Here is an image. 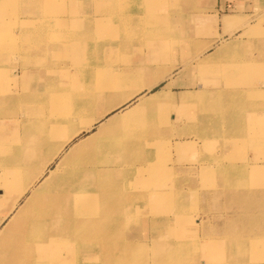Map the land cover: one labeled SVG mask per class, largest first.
I'll use <instances>...</instances> for the list:
<instances>
[{"label": "rangeland", "instance_id": "374dc122", "mask_svg": "<svg viewBox=\"0 0 264 264\" xmlns=\"http://www.w3.org/2000/svg\"><path fill=\"white\" fill-rule=\"evenodd\" d=\"M223 14L210 21L199 0H0V124L11 131L0 150L16 142L21 151H9L26 152V124L38 155L64 144L49 168L58 164L75 180L69 214L46 215L66 220L62 232L30 236L28 264H264V92L256 90H264V68L245 78L226 74L228 54L196 65L202 26H216ZM248 20L224 38L238 43L239 59L258 63L264 24L257 18L248 31L255 17ZM148 70L166 73L153 91L174 77L166 102L125 114L132 99L98 118ZM246 89L256 90L253 100H240ZM73 91L94 94L87 110L94 118L64 143L79 126L65 114ZM185 94L194 95L184 101ZM84 138L72 157L69 148ZM15 170L28 182L27 169Z\"/></svg>", "mask_w": 264, "mask_h": 264}, {"label": "bare ground", "instance_id": "6f19581e", "mask_svg": "<svg viewBox=\"0 0 264 264\" xmlns=\"http://www.w3.org/2000/svg\"><path fill=\"white\" fill-rule=\"evenodd\" d=\"M102 11H106V7L101 8ZM129 19V18H128ZM104 21H101V23ZM120 36H122L120 34ZM92 37L91 34H87L86 38ZM123 37V36H122ZM91 38H89L90 40ZM81 67V66H80ZM63 68V67H62ZM139 76H143L142 73ZM27 77H30L29 75ZM264 84V83H263ZM139 88V87H138ZM136 88L135 90H137ZM72 96V102L68 103L65 114L70 116L76 123L79 125L77 129H73L70 132L64 133V143L69 142L78 132L87 129L90 125V121L87 122L88 118H92L93 115L90 111L92 109L91 97L94 94L89 95L87 92H76ZM235 92V91H234ZM237 92V91H236ZM264 92V91H263ZM245 93V95L240 100H244L249 97V100H253L250 94ZM239 94H241L239 92ZM155 96V95H153ZM132 97V93L128 95H123L122 98L113 102L107 107L97 117H103L108 110L113 107H118L125 104L127 99ZM225 100L232 102V107L236 105V101L232 100L229 95L223 94ZM149 101L148 99L141 100L137 105L138 107L144 105ZM151 101V100H150ZM231 102L228 104V107L231 106ZM239 103V102H238ZM253 103V102H252ZM241 104V103H239ZM250 104V101H249ZM253 105V104H252ZM137 107V106H136ZM257 107V106H256ZM262 106H260L261 108ZM251 108V106H250ZM253 108V107H252ZM259 108V107H258ZM256 109V108H254ZM134 111V110H133ZM94 118V117H93ZM28 120L25 121V123ZM94 122V121H93ZM63 123L61 121L59 124ZM68 125L67 123H65ZM255 130L251 129V133H254ZM24 140L29 147H25L23 154L12 153L11 149H16L21 151L16 144L11 147H4L5 150H0V168L7 169L1 174L3 177L0 180V184L3 187H0V264H28L31 262V258L26 257L25 251L27 249V242L30 241V236L33 235H47L54 236L62 232L61 221L66 222L65 219H46V215L51 214L53 211L60 214H69V211L73 207V201L71 195H73L75 180L70 176L60 171V165L55 164L53 168H49V165L52 163L53 159L56 157V152L60 147H63L62 144L58 146V149L52 154H39L41 146H36L38 139L31 140L29 135L31 133V128L24 124L23 127ZM11 134V131L8 130L7 126L0 124V138H7ZM87 136L86 138H88ZM81 140L79 143H74L69 149L72 157L75 158L77 152L76 148L82 149L89 140ZM81 139V138H80ZM255 143L258 142L257 138L251 139ZM75 142V141H74ZM77 152V153H76ZM43 157L40 162L39 167L30 168L33 166L35 161ZM76 161L81 162V169L83 166L82 156H77ZM22 166L23 169H27L29 177L27 178L28 182L20 183L22 172L15 170ZM48 170V173L44 171ZM20 174V175H18ZM44 175V176H43ZM40 184L35 192L30 194L28 197H24V202L19 204V200L24 196L28 187L33 184L34 181H37L39 178ZM15 211V212H14ZM14 212V213H13ZM25 212V214H23ZM49 213V214H48ZM23 216L22 221H15V218ZM7 219L5 223L4 220ZM45 217V219H43ZM72 223V222H71ZM72 226V224L70 225ZM73 228V227H69ZM40 233V234H36ZM58 245V241H56ZM18 251H23L22 254H18Z\"/></svg>", "mask_w": 264, "mask_h": 264}, {"label": "crops", "instance_id": "0c3cea01", "mask_svg": "<svg viewBox=\"0 0 264 264\" xmlns=\"http://www.w3.org/2000/svg\"><path fill=\"white\" fill-rule=\"evenodd\" d=\"M199 1H200L201 9L203 11H205V13L207 14V17L210 18L209 19L210 21H213L214 18H212L211 16H214L215 13H219L221 11H227L228 14H223L220 17L219 22L216 23V26L212 25L211 27L210 26L205 27L207 29V31L209 29H211V31L213 33L211 38L205 37V30H206L204 28L205 25L202 26L203 28L201 31V38L198 42V45L201 47L200 48L201 58H199V60H197V61H199V63L196 65L197 66L201 65L202 67H205V65H209L212 62H214L215 60H218L219 57L226 56L228 54V56L225 58L226 61H231L233 63H232V66H230V69H228L227 67L225 69H223V71L226 74L233 73L234 75H236V77H240V78H242V77L245 78L247 76H250V74H252L253 76L254 75L257 76L256 74H254V72L258 73L259 71H261L262 68H264V58H261L260 60H262V61H260L258 63H251V62H249L250 61L249 59H246V60L239 59L236 55L237 54L236 51L239 47L238 43L230 42V40H226L227 38H224V37H226L229 34L226 32H228L232 28H234L233 31H235L237 28L246 25L248 23V21L250 20V19L248 20V17H251V16L255 17V22L254 21L249 22L248 31L251 30L250 26L252 27V25L256 24L257 18H260V20H259L260 24H264V0H199ZM205 8H207V9H205ZM246 18H247V20H246ZM156 50L157 49L154 48L152 50V52L155 53ZM257 59L258 58L256 57V60ZM168 76H170L169 81L167 80L169 83L165 84L163 86V88L153 91L152 89L157 85V83L161 79L166 77V73H164V72H150L148 70L147 73L143 74L142 82H139L135 86L133 85V86H130L129 88L124 89L122 91L124 93V95H128V94L132 93V97L130 99H127L126 101H128V102H126V103L129 104V102L132 101V99H135L133 104L130 105V107L125 111V114L126 113L131 114V113L137 112L138 110H140L141 108H145L146 106H150L149 109L156 108L158 105H161L162 103L166 102L167 96L171 92L170 86L175 84L174 83L175 80L173 79L174 77L171 74H169ZM209 78H210L209 80H212L211 77H209ZM233 81L234 82H232V84L233 83L234 84L245 83L244 79H240V80L235 79ZM263 83H264V81H262V84ZM136 88H138V89L135 90ZM211 90H204L203 92L204 93L205 92L214 93ZM256 90L264 91L263 89H256ZM256 90H253V89L247 90L246 89L244 91H245V93L248 92L251 95L252 91H256ZM232 91H241V90L236 89V90H232ZM215 93H217V94L219 93V95L221 97H223V94H224L222 91H218V92L216 91ZM153 95H155V96H153ZM191 95H194V94H185V95H182L181 98L184 101H187ZM143 99H148L149 101H146L147 103L138 107L137 104L141 100L143 101ZM14 100H17V99L14 98ZM8 113H9V115L4 116V118L7 117L8 119L11 120L12 117H11V112L9 110H8ZM104 128H105V126L102 127V129H104ZM92 134H94V132L93 133L91 132L89 137H91ZM125 148L127 149V151L137 150L136 146L130 147L128 145ZM140 149L142 150L141 146H140ZM128 171H130V170H128ZM133 172H135V171H133Z\"/></svg>", "mask_w": 264, "mask_h": 264}]
</instances>
